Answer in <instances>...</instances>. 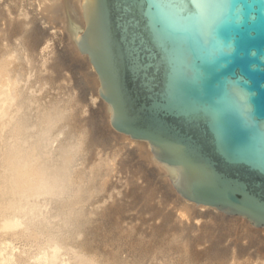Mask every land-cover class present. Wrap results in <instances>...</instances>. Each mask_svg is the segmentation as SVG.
Returning <instances> with one entry per match:
<instances>
[{
  "label": "bare ground",
  "instance_id": "bare-ground-1",
  "mask_svg": "<svg viewBox=\"0 0 264 264\" xmlns=\"http://www.w3.org/2000/svg\"><path fill=\"white\" fill-rule=\"evenodd\" d=\"M83 1L0 0V264H189L190 248L202 243L201 235L211 232L214 223L232 224L235 215L183 197L173 183L179 168L160 161L147 140L113 129L107 138L111 150H107L99 140L102 129L94 136V145L88 146L93 137L80 124L86 119L83 108L74 115L77 124L64 131L74 96L69 90L73 77L69 81L63 71L69 69L66 61L77 56L69 41L81 52L77 38L86 26ZM71 10L77 11L80 21L71 17ZM57 26L64 30L67 53L64 45L57 47L58 42L53 46L60 52L54 48L44 53ZM54 62L56 71L51 68ZM82 62L91 69L86 84L97 87L102 99L99 75L87 55ZM53 71L57 91L40 95L39 85ZM60 92H65L64 97L55 98ZM105 104L111 125L112 107ZM100 109L104 111L103 106ZM128 147L135 155L129 154L126 161ZM135 158L146 166L157 165L153 172L161 183L152 193H158L161 204L153 208L162 222H169L168 228L153 226L151 198L146 193L156 176L150 178V167L141 168ZM125 184L136 210L150 214L139 220L144 227L135 221L139 215L126 218L125 223L121 218L127 199L121 203L116 196ZM235 242L221 252L233 253ZM240 242L236 244L244 256ZM22 245L31 252L23 251L25 260L20 263L12 261Z\"/></svg>",
  "mask_w": 264,
  "mask_h": 264
},
{
  "label": "water",
  "instance_id": "water-1",
  "mask_svg": "<svg viewBox=\"0 0 264 264\" xmlns=\"http://www.w3.org/2000/svg\"><path fill=\"white\" fill-rule=\"evenodd\" d=\"M77 43L111 125L177 191L264 227V0H84Z\"/></svg>",
  "mask_w": 264,
  "mask_h": 264
},
{
  "label": "rangeland",
  "instance_id": "rangeland-1",
  "mask_svg": "<svg viewBox=\"0 0 264 264\" xmlns=\"http://www.w3.org/2000/svg\"><path fill=\"white\" fill-rule=\"evenodd\" d=\"M71 17L77 19V21H80L78 15H77V11H74V10L72 11L71 10ZM41 25H42V28H43L44 23L41 24ZM44 28H47V26H45ZM62 31H64V30L62 28H60L59 26H57L53 30L52 35L49 34L50 35V41H48L46 43V47L44 49V53H48L49 54V53H51L52 49L54 50V48L56 49L57 47L61 48L63 45H64L63 49L66 52V49H65L66 48L65 47L66 43L64 42V40L62 38ZM56 33H57V35H56ZM51 37H54V38H51ZM56 39H58V40H56ZM54 40H56V41H54ZM60 41H62V43ZM57 42H58L59 46H57V47L53 46L54 44L56 45ZM69 43L71 44V46L73 48H75V50L77 52V56H75V58L73 57L74 60H72L73 59L72 58L70 61H68V60L66 61L67 64H68L67 68H69V69H66V71H65L66 73L63 71L64 75L67 74L66 76L69 78V81H70V78L73 77L72 80H71V83H70L73 86H70L69 90L71 91V93L74 96L73 97V101H72L73 105H71V108H70L71 109V113L69 114V116L67 118V124L65 125L64 131L67 132L71 127H73V126H75L77 124L78 119L74 118V115H75V113H76V111L78 109L83 108V110L85 109L86 119L84 121H80V124L83 125L85 127L87 133L89 135L91 134L92 137H93L91 140H89L87 142V145L88 146H93L94 145V136L99 132V130L101 131L103 129L104 133H102L99 136L100 137L99 140L100 141L103 140V143H105V145H104L105 148L107 150H111V148H110L111 146L107 143V138L109 136V131L113 132L114 128L110 125V119L108 118V111L106 109V104H105V102L102 99H100L99 92L97 91V87H95V86L91 87L89 84H86L87 78H86L85 75H87V73L90 72V70H91L89 68L88 64H86V62H85V65H83L84 62H82V61L84 60V57L86 55L82 54L81 52H79L77 47H75L74 44L72 43V41L71 42L69 41ZM58 50H59V52L61 51L60 49H58ZM64 50H62V51H64ZM64 55H66V54H64ZM57 64L58 63H56V65H55V62H54V64L51 66V68L53 70L55 69V71H56ZM54 73L55 72L53 71L52 75L48 76L49 79L45 80V83L39 85L40 95L41 94H45V93H50L49 95H51L52 92L55 93L57 91V88L55 86L56 85V79H55ZM69 75H71V76H69ZM82 75H84V76H82ZM64 95H65V92L56 93L55 94V98H62V97H64ZM65 97H69V95L67 94ZM100 106H103V110L104 111H102L100 109ZM95 143H97V140H96ZM126 150H128V151H125L126 152V156L124 155V157L125 158L127 157V159H126V161H127L128 158H131V156L133 157L135 154L132 153L133 149H131V147H128ZM130 151H131V153H130ZM137 159H139V161H141V162L137 161ZM135 162H137L136 165H139V163L140 164L142 163L141 165H144V166L139 165L141 168L148 169V167H150L149 170H151V171H148L150 174L152 172V174L150 175V178L153 177V176L154 177L156 176V173H154L156 168H154V167H156L157 165L155 163H152L151 165L146 166L144 164V162H142V159H140V158H135ZM139 166H136V167H139ZM153 170H154V172H153ZM158 177L159 176H156L153 179L151 190H150L149 193H146V195L147 196L149 195L148 196L149 199L151 198V204H150V201L148 202V204H149V207L151 209V219L153 220L152 221L153 222V226H155L157 228L158 225L165 224V225H167L165 228H168L169 222H165V223L162 222L159 214L157 212H155V209L153 208V205L155 203L161 204L160 203V196L158 195V193L155 194V191H154V193H152V189L155 188L156 185H158V181H159V183H161V181L159 180L160 178H158ZM156 182H157V184H156ZM114 184H115V182L112 183V185H114ZM126 185L127 184H125V186H123L125 188H123L122 185L120 186V188H121L120 192H119V188L117 190L119 193L122 192L120 194V197H121V195L124 194L123 197H125V198L122 197L120 199L119 196H116L117 198H119L118 202H121V203L124 202V199H127L123 203V208L124 209L122 208V210H123L122 212L124 214L121 213V215H124V217H121V218H123V220H124V218L132 220V217H133V219H135L139 215L137 217L138 220H136L137 219L136 218L135 221H137L138 224L140 225L141 222H143L145 219L150 218V214L148 216L147 215V213H148L147 211L143 210L144 212H138L136 210V208L134 206V202L132 201V198L130 196L131 193L129 194V196L127 198L126 190L128 191V189L130 187L129 186L127 187ZM117 191H115V193ZM123 191H125V192L123 193ZM129 198H130V200H129ZM125 204H127L128 206L125 205ZM125 209L126 210L128 209V210L126 211ZM135 210H136V212H135ZM141 214H142L143 218L141 217ZM146 215H147V217H146ZM156 216H158V217H156ZM170 216L173 217L174 216V212H171ZM226 216H227V217H225L226 219L230 218L228 215H226ZM231 218H233V219L235 218V222H233L232 224L231 223H227V224L223 225L221 222H220L221 224L219 222L218 223H214L213 224V229L214 230L212 229V230H210L211 232H209V231L205 232L204 234L206 236L205 235H201V239H199V241L202 240V243L199 242L201 246L198 245V244H195L194 245L195 248L194 247L190 248V253L191 254L189 253V256L191 258H189L190 259L189 261L191 263H189V264H217V263L222 264V262H223V264H230V261H231V264H232V262H235L233 264H236L237 262H238L237 264H242V262H243V264L244 263L246 264V262H247V264H252V262H253V264H256V263L257 264H264V227H255L251 223L246 221V219H244L242 217L232 216ZM127 219L124 220L123 222L125 223V221H127ZM213 219H214V215H213ZM130 220H128V222ZM128 222H126V223H128ZM124 223H123V225H124ZM207 223L210 224V221L207 222ZM142 224H144V223H142ZM142 224H141V226L144 227ZM125 225H127V224H125ZM203 236H205V237H203ZM239 240L241 241L240 242L241 244L243 243V246L245 248V251H244L245 255L244 256H242L239 253V252H241V248L242 247H240L239 245L236 244V243L239 242ZM233 242H235V244L233 246V253L230 252V251H228V252L225 251L224 252L225 254L223 252H221L222 249L228 247V245L232 244ZM249 242L252 245L249 244ZM23 247H25V246L22 245L21 247H19L20 249L17 248L15 250L18 253H16L14 251L15 253H13V255L11 256L12 257V261H14V262H18L19 261L18 263H20V261L22 262V261L25 260V259H22V255L24 254L23 251H27V252H31V251L25 250V248H23ZM197 247H199L200 249L197 248ZM196 248L200 252H198L196 250ZM196 253H199V254H196ZM20 254H21V257H20ZM231 254H232V256H230ZM63 256H64V253H63ZM227 256L228 257H233V258H228ZM228 259H229V262H227ZM224 260H226V261H224ZM32 264H40V263L39 262H35V263H32ZM44 264H46V263H44ZM64 264H70V262H65ZM71 264H73V263H71Z\"/></svg>",
  "mask_w": 264,
  "mask_h": 264
}]
</instances>
